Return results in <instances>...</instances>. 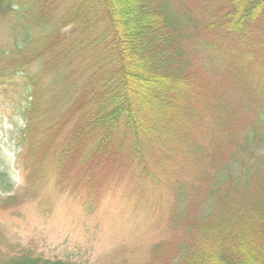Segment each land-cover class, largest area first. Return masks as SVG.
I'll return each mask as SVG.
<instances>
[{"label": "trees", "instance_id": "16d2710c", "mask_svg": "<svg viewBox=\"0 0 264 264\" xmlns=\"http://www.w3.org/2000/svg\"><path fill=\"white\" fill-rule=\"evenodd\" d=\"M209 1L0 0L27 168L0 165V207L37 199L46 172L84 204L126 173L171 195L145 264H264V0ZM0 264L81 263L0 235Z\"/></svg>", "mask_w": 264, "mask_h": 264}, {"label": "rangeland", "instance_id": "374dc122", "mask_svg": "<svg viewBox=\"0 0 264 264\" xmlns=\"http://www.w3.org/2000/svg\"><path fill=\"white\" fill-rule=\"evenodd\" d=\"M183 1L190 4L193 0ZM209 2L210 8L218 4ZM6 40L4 21L0 20V47L8 48ZM38 68L34 63L30 71L38 72ZM48 77V74L40 76L43 86ZM20 90L18 81L4 89L0 86V165L9 166L15 177L17 174L22 177L23 183L27 168L25 172L18 156L21 130L25 126L19 113L24 104ZM42 93L40 102L47 101V91ZM44 108L42 104L41 109ZM37 119L29 129L33 138L49 121L47 117ZM263 151L264 142L256 149L257 153ZM166 165L173 164L168 161ZM116 167L112 169L114 174ZM128 176L121 174L122 183L105 185L96 198L84 204L79 195L58 191L46 172L37 199L0 207V235L5 241L30 247L53 259L70 258L81 264H145L151 247L165 237L166 207L171 195L158 187L134 191ZM157 176L163 179L162 172Z\"/></svg>", "mask_w": 264, "mask_h": 264}]
</instances>
